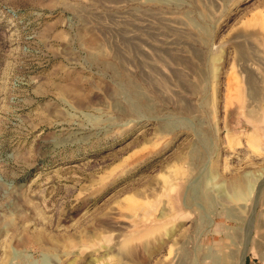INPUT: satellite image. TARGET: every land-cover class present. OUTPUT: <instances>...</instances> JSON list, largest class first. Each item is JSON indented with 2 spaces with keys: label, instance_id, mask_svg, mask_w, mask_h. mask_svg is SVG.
<instances>
[{
  "label": "rangeland",
  "instance_id": "rangeland-1",
  "mask_svg": "<svg viewBox=\"0 0 264 264\" xmlns=\"http://www.w3.org/2000/svg\"><path fill=\"white\" fill-rule=\"evenodd\" d=\"M0 264H264V0H0Z\"/></svg>",
  "mask_w": 264,
  "mask_h": 264
}]
</instances>
